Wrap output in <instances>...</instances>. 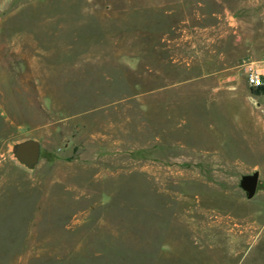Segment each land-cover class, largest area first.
Listing matches in <instances>:
<instances>
[{"label": "rangeland", "instance_id": "obj_1", "mask_svg": "<svg viewBox=\"0 0 264 264\" xmlns=\"http://www.w3.org/2000/svg\"><path fill=\"white\" fill-rule=\"evenodd\" d=\"M251 62L264 0H0V264H264Z\"/></svg>", "mask_w": 264, "mask_h": 264}, {"label": "water", "instance_id": "obj_2", "mask_svg": "<svg viewBox=\"0 0 264 264\" xmlns=\"http://www.w3.org/2000/svg\"><path fill=\"white\" fill-rule=\"evenodd\" d=\"M13 157L26 168H33L39 161L40 144L33 139H26L13 146ZM259 182V171L253 169L250 173L243 174L238 180V188L244 194L245 200H251L257 191Z\"/></svg>", "mask_w": 264, "mask_h": 264}, {"label": "built area", "instance_id": "obj_3", "mask_svg": "<svg viewBox=\"0 0 264 264\" xmlns=\"http://www.w3.org/2000/svg\"><path fill=\"white\" fill-rule=\"evenodd\" d=\"M243 70L246 76L247 83L251 88L262 86L264 81V68H261L251 62L245 64Z\"/></svg>", "mask_w": 264, "mask_h": 264}, {"label": "trees", "instance_id": "obj_4", "mask_svg": "<svg viewBox=\"0 0 264 264\" xmlns=\"http://www.w3.org/2000/svg\"><path fill=\"white\" fill-rule=\"evenodd\" d=\"M252 90H253L254 94H258V93L264 91V87H257V88H253Z\"/></svg>", "mask_w": 264, "mask_h": 264}]
</instances>
